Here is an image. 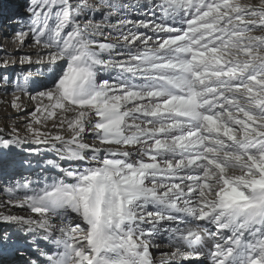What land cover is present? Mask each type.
<instances>
[{"label":"snow or ice","instance_id":"1","mask_svg":"<svg viewBox=\"0 0 264 264\" xmlns=\"http://www.w3.org/2000/svg\"><path fill=\"white\" fill-rule=\"evenodd\" d=\"M11 3L0 264H264V0Z\"/></svg>","mask_w":264,"mask_h":264},{"label":"rangeland","instance_id":"2","mask_svg":"<svg viewBox=\"0 0 264 264\" xmlns=\"http://www.w3.org/2000/svg\"><path fill=\"white\" fill-rule=\"evenodd\" d=\"M23 0H12L10 7L13 10H20ZM33 41L30 36L25 38L23 46L19 45V42L14 39V33L11 28H0V62L3 60L9 61V72L8 74L12 80V86L9 87L7 93L0 89V135L7 136L11 131V126L15 125L21 135H25V121L29 119V113L34 111L36 102L31 101L27 96H23L21 93L14 92L15 84L20 81L22 82L23 76L33 69L27 64H21L20 59L26 53L32 54V59L35 60L36 56L34 50L30 47ZM13 95H21L22 107L24 111L17 113L15 109L10 106V101ZM67 135V133H65ZM28 175V173H25ZM10 228L9 225L0 223V230ZM166 244V241H165ZM163 250L167 251V247L162 245ZM155 251V250H154ZM156 257H159L160 252L155 251ZM207 264V261H204Z\"/></svg>","mask_w":264,"mask_h":264},{"label":"bare ground","instance_id":"3","mask_svg":"<svg viewBox=\"0 0 264 264\" xmlns=\"http://www.w3.org/2000/svg\"><path fill=\"white\" fill-rule=\"evenodd\" d=\"M7 199V194L0 190V201L6 200ZM0 212L4 213V214H14V215H24V212L21 209L9 206L8 208H3L0 207Z\"/></svg>","mask_w":264,"mask_h":264}]
</instances>
